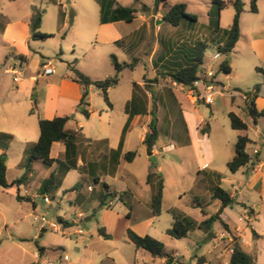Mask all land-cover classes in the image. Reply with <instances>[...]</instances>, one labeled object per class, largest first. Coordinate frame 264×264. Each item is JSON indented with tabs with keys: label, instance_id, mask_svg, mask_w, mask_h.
I'll list each match as a JSON object with an SVG mask.
<instances>
[{
	"label": "rangeland",
	"instance_id": "374dc122",
	"mask_svg": "<svg viewBox=\"0 0 264 264\" xmlns=\"http://www.w3.org/2000/svg\"><path fill=\"white\" fill-rule=\"evenodd\" d=\"M117 1L123 6L134 7L138 10L137 19L133 23H123V28L125 31H132L140 27L137 32V36H140V51L133 52L131 48H122L116 43H104L101 39L98 40V28L101 24L99 22L97 0H12L7 2L4 11L14 25L7 29L5 34L0 32V73L14 61L12 55L14 49L13 46H10V43L16 38L15 27L19 28L18 38L21 42L24 38L23 22L30 18L35 9H40L42 12L40 30L53 35V37L47 40H34L30 37L31 44L34 46L29 55V68L31 70L39 68L38 57L34 55V52L41 54L46 60H52L54 68L58 71H67L68 63L76 60L74 66L81 72H88L96 80H104L115 75L112 55H115L120 63H133L131 68L124 70V76L125 78L140 80L144 85H147L149 109L155 108L157 114V128L159 131L157 146L161 147L159 148L160 154L150 158V164L152 166H161V173L165 180L161 215L154 218L149 228L146 225H141L148 218V214H151L150 200L152 195V190L144 183L147 174L145 163L147 154L142 143L138 142L134 145L135 151L138 153L136 161L133 164L125 163L122 169V172H131L133 174V181L119 179L113 182L108 179V182L118 190H124L126 186H130L131 188H136L140 194L146 193L149 205L143 204L140 206L137 199L133 201L135 205L133 231L145 232L147 230L146 232L150 236L164 243L168 250L178 252L179 254L175 256L174 252H171L173 264L195 263L196 255L202 257L205 255L207 257L208 261L202 264H218L219 260L213 254V247L216 244H221L223 248L225 247L220 264H229L228 248L232 241H229L230 237L227 234L228 225L225 222L227 228L220 222H216L210 231L197 227L187 237L182 239L172 238L166 233L173 224L174 215L187 216L199 223L215 215L221 202L212 200L211 193L207 188L204 189L206 185L197 181L198 169L192 158L181 163L174 159L173 154L163 152L162 146L169 140V130H176L179 134L184 132L186 124L183 119L182 109L191 107L193 99L189 97L188 91L173 86V81L160 79L156 74L169 72L173 66L172 63L181 60V52L179 50L188 49L198 40L208 43L204 55V65L213 69L216 79L222 81L221 84L226 86V88H224L223 93H218L214 96L212 105L201 102L196 104L197 115H201L210 125L211 144L215 156V163L211 168L215 166L217 170L224 173L219 185L228 192L233 191L237 182L234 180L235 174L231 173L226 166V151L234 152V144L238 136L241 135V131L231 128L228 114L233 111L242 120L250 122V114L246 103L242 101V97L244 94L253 91L256 85H260V89L264 87V75L257 70L258 68H263L264 64L259 61L258 57L256 58L255 51L258 50V47H252V41H254L255 45L256 39H264V0L257 1L258 13L251 12L250 0H241L244 4V11L240 19V39L235 50L228 55H222L218 60L214 59V55L218 52L217 45L222 40L220 36H216L214 26L210 24V12L213 10L211 0H168L157 8H155L156 0ZM178 3H186L188 12L197 15V22L185 21L179 27H174L169 23L165 25L162 24L163 22L160 24L156 23V19L157 21L161 20L158 17L163 16L172 5ZM61 5L65 7L67 26H63L59 22ZM234 15L235 10L231 5L221 12L219 21L223 30L231 27ZM61 43L64 45L63 52L65 54H61L59 49ZM3 46L4 49L2 50L1 47ZM164 54L167 59L159 61L158 59ZM134 59L136 60L134 61ZM224 60H227L234 69L229 80H226L228 74L219 68ZM156 67L158 71L155 73L154 68ZM120 76L119 74V79ZM9 77L4 78L2 83L4 98L7 95V91L16 90V84L12 77ZM45 81L46 79L41 80V84ZM38 89L40 87L36 88L34 99H36ZM125 90L126 86L123 84L112 92L111 96L115 103L114 109H111L106 104L100 91L97 89L92 90L87 99L89 102L87 108L93 112L90 116L91 118H86L81 112H78L77 119L86 123L87 130H95L99 123V116L102 114L109 123L106 124V128L111 133H114L113 131L118 127L120 119L124 116L123 103L119 100ZM232 96H237L235 103H233ZM33 102L22 101V106L18 109V113H31ZM100 108L106 112L102 113ZM2 113L7 114L5 112ZM39 115V111L34 110L28 116L29 122L26 125L31 130H35L36 134L39 132ZM0 129L18 132L14 138L8 135L0 138V144L4 145L3 148L8 157L7 180L12 183L26 172L24 168L19 166L24 154L21 142L32 137L23 134V132L19 133L17 127L9 128L7 121L3 117L2 119L0 118ZM253 146V144L248 145L249 152L252 151ZM46 171L47 166L39 161L35 166L36 177L32 185L25 188L28 184L27 179H25L22 184L24 187H22L21 191L19 187L14 192L16 186L0 189V264H29L32 260L31 253L37 250L35 242H43L46 246H64L65 253L70 260L61 262L58 259L57 263L54 259L53 264H85L88 258L80 255L75 247L83 251L88 242H91L89 248L93 250V256L96 258L106 253H115L117 254L116 256L119 255L117 258L120 261L123 260V264H160L159 261L153 260L154 257L148 251L141 250L137 252L134 244L127 238L125 231L127 219L125 217L116 222L117 218L125 215L127 211V208L121 203L119 198L112 200L113 206V203L107 202V208L111 209L103 214L108 222V231L112 235L110 240H106L99 235L98 230L104 226V220L98 213L99 207L97 205L95 206L98 211L96 214H94L93 207H88L84 211L85 216L91 217V220L87 222L78 221V224H80L78 228L85 232L83 237L69 235L77 226L69 230L65 229L64 234L56 232L53 228L41 229L44 221L58 224L59 216L69 218L77 216V213L72 209L70 201L64 197L63 189H58V191L47 195L51 201L49 204L44 201L43 195L36 190L40 179L45 176ZM236 177L245 179L246 176L239 172ZM86 179L85 175L74 170L67 176L63 187L73 186L77 180L84 183ZM92 182L96 186L94 180ZM87 191L92 192L93 190L88 188ZM34 192L37 193L34 194ZM17 195L23 199L17 200ZM92 195L89 202L93 197H97L96 193ZM238 199L239 201L245 200V204L248 207H253L258 215L252 226L256 232L263 235L259 249L264 258V186L262 192L252 188L244 189ZM56 200L59 201L60 205ZM125 200L130 201L128 197H125ZM197 203L202 208L197 207ZM33 205L37 206L34 208ZM202 209L207 213V216L203 214ZM245 211L244 205L234 203L226 209V214L232 221L237 222ZM36 216L41 218L39 222L35 220ZM247 221L250 224V221ZM60 229L63 230V228ZM41 231L44 233L41 238H38ZM223 234L225 236H222ZM212 239L214 240L213 242L211 241ZM200 259L201 257L197 261L199 264L201 263ZM102 264L109 263L105 261Z\"/></svg>",
	"mask_w": 264,
	"mask_h": 264
},
{
	"label": "crops",
	"instance_id": "0c3cea01",
	"mask_svg": "<svg viewBox=\"0 0 264 264\" xmlns=\"http://www.w3.org/2000/svg\"><path fill=\"white\" fill-rule=\"evenodd\" d=\"M11 1L12 0H0V32H3V34H5V31L7 29H9L12 25H14L12 21L9 19V17L6 16V13L4 11L5 10L4 7L7 4V2H11ZM59 13H60L59 14L60 24L61 25L63 24V26H67L68 24L67 14L65 12L64 6L61 5V9ZM137 14H135V20L137 19L136 18ZM32 16L33 14L30 16L28 20L23 22L24 38L21 42L19 41L18 38L19 28L15 27L16 38L10 43V46H13L14 49L12 52L14 61L12 62V64H10V66L6 67V69L2 73H0V118L2 119L3 117V119L7 121L9 128L17 127L19 133L23 132V134L32 137L31 139L28 140L26 139L23 142H21L24 151L21 160L22 162L25 157L26 149L29 148L31 144L36 143L40 136V131L38 132V134H36L35 130L33 129L31 130L26 126L27 123L29 122L28 116L31 115L32 112L18 113V109H20V107L22 106V101H34L33 109L39 111L40 114L39 118L51 120L59 116H68L70 119L66 123L65 129L70 132L80 133V139L76 143V148L74 152L69 155L66 154V146L63 142H55L53 144L51 149V157L55 160V162L52 166L47 167L45 176H43V178L40 179V183L38 184L36 189L38 192L42 194L41 186L43 181L49 178L52 174L55 175L56 176L55 185H58L59 188L55 189L54 191H58V189H63V192L65 194L64 197H66V199L70 201L72 209L75 211V213H77V216H73L71 218L65 216H59V217H63V219L65 220H68L71 226L64 227L63 224L58 222L59 230H55V231L62 232L64 234L65 229L69 230L77 226L75 230L69 233V235L83 237L85 235V232H83L82 229L78 228V226L80 225L78 224V221L83 220V222L84 221L87 222L91 220V217L85 216L84 211L88 207H93L92 209L94 211V214H96L99 211L98 213L102 217V220H104L103 222L104 226L102 227L105 228L107 234L111 235V233L108 231V222L103 216L104 212H107L111 208H107L106 205L103 208H99V210L97 211L95 207L96 205L97 207H99V201L97 197L96 198L93 197L89 202V199L91 198V196H93L92 194L96 193L98 195V193L103 190L104 184H106L109 186V190L111 192L114 191L117 193H121L127 191L130 195L129 196L130 201H128V203L130 204V208H128L124 204V202L120 200L121 203H123V205L127 208V211L125 212L126 216L122 215L120 218H117L116 220L117 222L122 217H125L127 219V223L125 225V227H127L125 230L127 233L128 229L133 230L134 227L133 226V222L135 220L133 219V214L135 211V205L133 204L134 199H137L140 206L143 204L149 205L147 195L146 193L140 194L139 192H137L138 190L136 188H131L130 186H126V189L124 190H118L114 186H112L110 182H108V179H111L113 182H116L119 179L122 180L127 179L129 181L130 180L133 181L134 179V176L131 172L125 173L122 172V169L125 163L133 164L138 158L137 155V157L132 162H127L124 159V155L127 152L135 151L134 145L137 144L138 142L142 143V145L145 146L144 140L149 130V124L152 120V115H151L152 110L149 109V104L147 99V93H148L147 85L146 84L144 85L142 81L135 80L134 78H125L124 70L126 69H124L120 73L121 76L119 79V83L115 86L110 87L107 90L109 100L111 99L110 108L114 109L115 103L111 96L112 92L123 84L126 86L125 93L122 95L121 99L119 100L120 102L123 103L124 116L120 119V123L118 127L116 128L115 131H113L114 133H111V131L106 128V124H109L108 121L104 119V116L101 114L99 116V123L97 124L96 129L87 130L86 123H84L82 120L77 119L78 112H81L78 109V105L85 92H87V94L89 95V93H91V91L94 89H97L98 91L100 90L93 84L89 86H85L76 80V77L74 75V70H78L76 66H74L76 60L75 62L68 63L67 71L65 70L58 71L57 69L54 68L55 71L52 75L48 77H42L41 76L42 65L48 61H50L53 65V61L46 60L44 59V57H42L41 54H37V52H34V55L38 57L39 68L37 67V69H33V70L29 68V62H30L29 55L32 51V48L34 47L32 46L30 41V37L32 38V35L30 34V21ZM158 18L163 20V16H160ZM99 22H100V6H99ZM123 23L126 22L117 21L106 24L100 23L101 25L98 28V34H97L98 40L101 39L102 42L104 43H116L122 48H126V47L131 48L133 52L140 51L141 50L140 36H137V32L140 27L132 31H125L123 28ZM156 23H157V19H156ZM162 24L165 25L166 22L163 20ZM42 32L47 33L43 30ZM240 34H241V29H240ZM130 37L131 39L129 40ZM255 41H256L255 45H254V41H252L253 43L252 47L254 46L258 47V50L255 51L256 58L258 57L259 61H261L264 64V39L258 38ZM237 44L238 42L236 43L233 50H235ZM63 47L64 45L61 43L59 46L61 54H65L63 52ZM1 49L3 50L4 46L1 47ZM16 64L22 65V77L19 80V82H14L16 84V90L12 89L11 91H7V95L4 98L2 94V91L4 92L2 88V83L4 82V78L10 76L13 79V76L8 74L6 70L9 67H12ZM229 65L231 67V72L226 76V80L230 79V75L233 73L234 70L230 63ZM154 66H156V64H154ZM259 69H264V67ZM154 70L156 73L158 71V68L156 67L154 68ZM81 73H83L93 82L102 81V80H96L95 78L90 76L88 72H81ZM156 75L160 79H165V80L169 79L173 81L169 76H163L161 72H159ZM43 79H46V81L41 84V80ZM218 81L219 83H222V81L220 80ZM172 83H174V81ZM37 87H40V89L37 90L36 99H34L35 90ZM224 88H226V86H224ZM263 90L264 87L263 89L259 88V90L256 93V96L254 97L255 106L258 111H264ZM135 92H137L138 95L142 97V99L144 100L147 109V114L144 115L138 114L131 119L123 140V146L121 148V154L119 156L118 165L116 166V170L113 171L115 157L114 155H112V152L114 150H117L120 146L122 133L129 119V115L126 113L125 107L126 104L132 100ZM188 95L191 99H193V103L191 107L189 106L185 109H182L183 119L185 121L186 128L184 132L180 134L177 133L176 130H171V131L169 130L168 132L169 140L166 144L162 146V150L163 152L173 154L175 157L174 159H176L177 162L180 161L182 163L192 158L193 161L196 163L198 169L197 181L205 184L206 186L204 189L207 188L208 191L211 193L210 191L211 188L214 185H219L224 173L222 171L217 170L215 166L211 168V166L215 163V156L211 144L210 125H209V131L205 134H202L201 129H203L206 126V123L209 122L205 121V119L201 115L199 116L197 115L198 109L196 104H198L199 102L195 101V99L189 93ZM236 97L237 96H232L233 103L236 102L235 101ZM251 97H253V95H251ZM242 101H244L245 103L248 102L243 97H242ZM88 106H89V102L85 108L90 112V116H91L93 112H91L87 108ZM100 111L102 113L106 112L104 109H101ZM2 112H5L7 114H3ZM90 116L89 118H91ZM243 121L247 124L248 129L246 131H241V135L247 136L251 140L250 144L254 145L253 146L254 148L252 149L251 152L248 151V146H247V152L252 156L253 150L255 148L261 147V137L264 134V115L259 117L256 122H254L251 115H250V122H247L245 120ZM73 122H75V124H73ZM236 131H240V130H236ZM17 134L18 132H14L12 130L0 129V138L3 135H9L14 138V136ZM158 141L159 139L157 140L156 146L153 149V154L151 157H155L160 154L159 148L161 146H157ZM3 147L4 145L0 144V154L3 151H5ZM145 151H146V146H145ZM226 154H227V158H226V166H227V163L235 155V144H234V152H230L228 150L226 151ZM146 156L147 159L145 163H146V171H147L146 178H147V175L152 169L161 172L162 168L161 166H152V164H150L151 157L148 156V154ZM39 161L40 160H36L32 163L31 172L26 176L28 184L27 186H25V188L32 185V183H34V179L36 177L35 166L39 163ZM74 164H76L77 168L68 171L67 167ZM74 170L79 171L81 174L85 175L87 177L86 182L83 183V187L79 192H66L68 189L72 188L77 182H81L80 180H77L73 186L63 187L65 180L67 179V176ZM239 172H241V174H245L246 176L245 179H240V177L239 178L236 177V174ZM234 174H235L234 180L237 182V185H235L233 191L231 192L229 191V193L231 197L234 199V203H241V205H244L246 211L243 215L240 216L237 222L232 221L226 214V209L229 206L224 208L221 214V219L228 225L227 234L230 237L229 241H232V243L229 245L228 248L229 263L232 255L233 245L238 244L242 250H244L246 253L250 254L253 257L254 259L253 264H264V258L261 254L262 252L259 249L263 235L256 232L255 228L252 226L253 221L256 219L258 215L256 211L253 209V207H248L245 204V200L239 201L238 199V196L241 194V191L247 188L257 189L259 192L263 191L264 147L260 148L258 155L252 156V161L247 166L241 168L238 172ZM95 179H99V182L97 183ZM92 180H94L96 186L93 185ZM144 183L146 186L149 187V189H151V187L148 184H146V180ZM89 186H92V190H93L92 192L87 191ZM22 187L24 186L23 185L20 186L19 188L20 191ZM16 190H18L17 187L14 188V192ZM35 193L37 192H34V194ZM47 195L48 194H45L43 196H47ZM54 196L56 198L55 194ZM108 202H111V204L113 203L112 200H109ZM57 203L60 205L59 201H57ZM113 205L114 203L112 204V206ZM33 206L35 208L37 205H33ZM220 208L221 205L219 206V209ZM150 209H151V205H150ZM128 213H130V217L127 216ZM155 217L156 216L153 214L151 209V214H148V218L146 219V221H143L141 225L142 224L144 226L146 225L149 228L153 223ZM247 217L249 218L248 220L250 221V224H248ZM109 225L113 227L110 223ZM60 228H63V230H61ZM146 231L147 230H145V232H139L138 230H135V232L138 233L139 235H149L148 232ZM253 231H255L256 234L258 235L257 237H254ZM43 233L44 232L41 231V234L39 235L38 238H41ZM211 241L213 242L214 240L212 239ZM90 243L91 242H88L86 244L85 250L83 251H81L78 247H75V249L78 251L80 255H83L86 258H88V261L85 264H102L105 261H107L109 264L124 263L123 260L120 261L119 258H117L119 255L116 256L117 254L115 253L112 254L106 253L103 255H99L97 258L94 257L93 250L89 248ZM35 245L37 247V250L31 253L32 260L30 261L29 264H51L54 263V259L56 260L57 263L59 261L58 259H60L61 262L70 260L69 256L65 253L64 250L65 248L63 245L46 246L45 244H43V242L41 243L35 242ZM38 247H43L44 250L40 251ZM224 248L223 245L221 244H216L213 247L214 257L217 260H219L218 264H220V259L222 257V252L224 251ZM141 250L143 249H137V252H140ZM166 250L168 252H174L173 253L174 256L179 254L174 250H168L167 248ZM88 254H90V256H88ZM195 257H196L195 263H187V264H199L197 261L200 257H201L200 264L206 263L208 261L205 255H203V257L196 255ZM153 260L159 261L160 264H168L166 258L154 257ZM145 264H150V263H145ZM170 264L173 263L171 262ZM174 264H185V263H174Z\"/></svg>",
	"mask_w": 264,
	"mask_h": 264
},
{
	"label": "trees",
	"instance_id": "16d2710c",
	"mask_svg": "<svg viewBox=\"0 0 264 264\" xmlns=\"http://www.w3.org/2000/svg\"><path fill=\"white\" fill-rule=\"evenodd\" d=\"M100 6V23H112L117 21H124L126 23H132L135 20V14L138 13V10L134 7H128L121 5L117 0H97ZM168 0H156L155 8L160 4H165ZM213 4V10L210 12V24L214 26L216 36H220L222 40L218 45V51L222 55H228L234 49L236 43L240 38V18L244 11L243 3L241 0H211ZM258 0H250V10L253 13L258 12L257 7ZM231 5L235 10V15L233 18L232 25L229 29L223 30L220 27V14L221 12ZM188 6L186 3H178L172 5L168 11L163 15V20L166 23L171 24L174 27H179L183 22H197L198 18L196 14L190 13L187 10ZM42 23V12L40 9H35L32 20L30 23L31 35L34 40H47L53 35H49L40 30ZM208 47V43H205L202 40H198L195 44L191 45L188 49L183 48L179 50L181 52V60L172 63L173 66L170 68V71L167 73H161L163 76H169L174 82L179 85H183L186 88H191L192 83L197 79L199 70L204 64V55ZM166 60L167 57L162 55L158 60ZM136 59H134L135 61ZM112 65L115 69V75L113 77H108L102 81H91L87 76L81 73L78 70H74V75L76 80L85 86L91 84L95 85L102 93V96L106 104L111 107L107 90L119 83V74L126 68H131L133 63H120L117 60L115 55H112ZM221 69L226 73L230 74L231 67L227 60L222 61L220 65ZM260 73L264 75V69H257ZM260 85H256L253 91L247 93L246 95L251 97L247 104V109L254 122L257 121L259 117L264 115V111H258L254 97L256 96L257 91L259 90ZM88 94L85 92L81 101L79 102L78 109L81 113L89 118L90 112L85 108L88 105L87 102ZM126 113L129 115L128 122L123 130L120 146L117 150L112 152V155L115 157L113 171L116 170L118 165L119 156L121 154V148L123 146V140L126 134V130L130 124L131 119L138 114L144 115L147 114V109L145 102L138 95L137 92L134 93V96L131 101L126 104L125 107ZM32 113L34 110L32 109ZM152 120L149 124V132L146 135L144 144L146 146V151L148 156H152L153 149L156 146L159 131L157 128V114L155 108L151 111ZM230 119L231 128L234 130L246 131L248 129L247 124L234 112L228 114ZM70 118L68 116H59L51 120L39 118V131L40 136L36 143H33L25 151V157L20 163V167L26 170L25 174L14 180L12 183H9L7 180V171H8V157L7 153L3 151L0 154V189H8L10 187L16 186L19 188L24 180L26 179L27 174L31 172L32 163L36 160L42 161V163L50 167L54 164L55 160L51 157V149L55 142H63L66 146V154L69 155L74 152L76 148V143L80 139V133L70 132L65 129V125ZM209 131V123H206V126L201 129V133L205 134ZM6 136V135H3ZM9 136V135H8ZM11 137V136H9ZM251 143V140L244 135L238 136L235 143V155L227 163V167L231 173L238 172L241 168L247 166L252 161V156L247 152V146ZM138 153L136 151L127 152L124 155V159L127 162H132ZM76 164L68 166L67 170L76 169ZM96 182H99V179H95ZM56 183V176L51 175L49 178L45 179L42 183L41 189L42 194H49L55 189L59 188ZM146 184L151 187L152 197H151V209L155 216H160L162 213L163 197H164V187L165 180L163 174L156 170H151L146 178ZM83 187L82 182H77L72 188L68 189L66 192H79ZM211 196L214 200H219L221 202V208L217 213L211 217H208L197 223L190 217L182 215L173 216V224L171 228L167 230V234L175 239H182L188 236V234L195 228L205 229L210 231L213 224L220 222L224 226L227 225L221 219V214L223 209L234 204V199L231 197L230 193L223 189L220 185H214L211 188ZM129 193L127 191L117 193L111 192L109 186L104 184L103 190L98 193L97 199L99 201V208H103L107 205L109 200L119 198L124 204L130 208V204L125 197L129 198ZM17 200H22L23 198L19 195L16 196ZM196 202V200H195ZM197 207L202 208V206L197 203ZM203 214L206 216L207 213L202 209ZM130 217V213L127 214ZM59 222L63 224L64 227L71 226L68 221L63 219V217L58 218ZM99 234L104 239H111L112 236L106 233L104 227H100L98 230ZM127 238L134 244L136 249H143L148 251L153 257L166 258L167 263L172 262L171 252L166 250V246L161 241L150 235H139L132 229L127 230ZM254 237H257L255 231H253ZM40 251H43V247H38ZM233 252L230 258L229 264H253V257L246 253L238 244L233 245Z\"/></svg>",
	"mask_w": 264,
	"mask_h": 264
},
{
	"label": "built area",
	"instance_id": "2783aa9c",
	"mask_svg": "<svg viewBox=\"0 0 264 264\" xmlns=\"http://www.w3.org/2000/svg\"><path fill=\"white\" fill-rule=\"evenodd\" d=\"M221 56H222L221 52L218 51L214 55V59L218 60V59H220ZM219 68L221 69L220 66H219ZM54 71H55V69H54L52 63L50 61H48L42 65L41 76L42 77H48V76L52 75L54 73ZM6 72L13 76L14 82H19V80L22 77V65L16 64L12 67H9L6 70ZM173 86H177L181 90L188 91V93L195 99V101L202 102V103H205L207 105H212L214 103V96L218 93H223L225 90L224 86L221 83H219V81L216 79V74L213 71V69L211 67L205 66L204 64L201 66L199 73H198V77L192 83L191 88H186L185 86L179 85L176 82L173 83ZM243 98L246 101H249V99H250V97L247 96L246 94L243 95ZM261 147H264V134L261 137ZM261 147L255 148L253 150L252 156L258 155ZM89 189L92 190V186H89ZM34 197H36V195H34ZM43 199L47 204L51 203L48 196H43ZM248 219L249 218L247 217V220ZM35 220L37 222H39L41 220V218L39 216H36ZM41 227H42V229L43 228H53L54 230H59L58 224L52 223V222L44 221ZM222 236H225V234H223ZM232 252H233V250H232ZM51 264H53V263H51Z\"/></svg>",
	"mask_w": 264,
	"mask_h": 264
},
{
	"label": "water",
	"instance_id": "95a60500",
	"mask_svg": "<svg viewBox=\"0 0 264 264\" xmlns=\"http://www.w3.org/2000/svg\"><path fill=\"white\" fill-rule=\"evenodd\" d=\"M161 22H163V20L157 21V24H160Z\"/></svg>",
	"mask_w": 264,
	"mask_h": 264
}]
</instances>
